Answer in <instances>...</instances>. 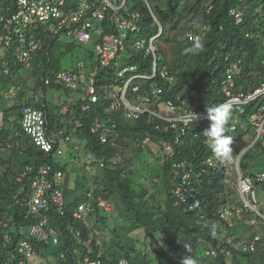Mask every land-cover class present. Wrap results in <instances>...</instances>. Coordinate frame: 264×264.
<instances>
[{
	"label": "trees",
	"instance_id": "16d2710c",
	"mask_svg": "<svg viewBox=\"0 0 264 264\" xmlns=\"http://www.w3.org/2000/svg\"><path fill=\"white\" fill-rule=\"evenodd\" d=\"M239 5L245 6L244 20L237 24L231 10ZM135 7L141 10L144 17L143 34L157 33L159 26H152L153 16L146 4L136 0ZM152 8L163 25L159 38L162 53L160 67H166L175 76L174 84L165 88L164 95L173 99L178 94L189 97L191 108L214 107L223 100L220 78L227 66L238 58H243L245 62L241 77L243 87H255L261 82L264 76V64L260 57L264 49V0H152ZM196 34L200 35L203 49L195 54L186 52L195 42L191 36ZM77 47L73 43L54 41L48 51L37 54L32 69H26L23 63L17 64L12 54L0 51V137L14 140L15 134L21 130L23 107L35 104L46 109L51 127L72 129L79 139L86 142L87 150L97 157L106 158L104 167L97 163L85 164L96 170L93 183L85 192L92 191L97 199L107 200L112 209L108 212L99 210L95 202L92 227L86 228L71 216V210L80 199L70 202L69 214L66 217L53 215V220L67 229L73 225L82 230V241L77 242L66 234L62 243L53 247V252L59 255L67 251L66 264H75L77 259L85 257L101 259L103 264H118L123 258L129 259L131 264H180L181 259L189 255L195 258L201 256L198 264H264V238L256 251L246 252L243 245L248 240L236 232L229 231L227 234L225 230L227 226L221 217V209L235 198L227 189L226 169H211L204 163L207 157L214 154L203 136H195L197 126L187 128L182 141L174 144L175 154L168 157L166 146L161 141L168 139L173 143L177 131L174 128L167 131L166 121L155 117L151 119L148 114L130 121L122 112L112 109L110 101L104 98L92 104L87 111L82 110L83 101L80 99L66 115L55 113L60 107L48 100L47 91L61 86L45 84L44 78L50 70L74 68L64 64V57ZM130 52V57L121 61L123 65L136 64L151 71L150 56L134 49ZM5 61L10 62L9 73L5 71ZM116 70V64L103 69L98 77L99 83L122 84ZM165 81L161 76L145 81L131 99L154 98V89L163 87ZM19 86L21 89L18 91ZM31 89L36 92L42 89L45 96L35 101L29 96ZM79 90L84 92L83 88ZM16 91L17 96L12 99ZM97 117L108 121L109 126L116 125V134L107 142L101 140V132L93 131ZM77 119L81 120L82 126L73 128ZM250 139L251 132L248 135L239 133L237 138H232V155L247 147ZM22 149V154L15 149L10 155H0V212L13 200L18 190L16 173L25 165H34L36 169L41 164L50 163L56 168L68 170L67 164L63 165L53 154L44 153L29 141ZM142 154L153 159L154 163L149 164H158L159 172L148 178L141 177L135 160ZM255 156L247 153L243 167L250 166ZM184 159L195 162L197 168L202 170L204 167L206 171L197 198L189 202V205L195 204L191 210L189 205L177 203L172 191L176 183L172 166ZM252 166L258 169L261 164L252 163ZM156 174L162 178V190L158 189L156 179H152ZM154 180L155 183L150 182ZM117 212L122 220L112 226L108 220L118 216ZM23 224L28 226V219ZM261 225L264 228V222ZM99 227L111 231L112 244L105 250H102L96 232ZM119 227L127 228L131 235H121ZM178 240L190 244L192 251L188 252ZM210 247L216 250V255L207 254ZM7 258L6 254L5 260Z\"/></svg>",
	"mask_w": 264,
	"mask_h": 264
},
{
	"label": "built area",
	"instance_id": "2783aa9c",
	"mask_svg": "<svg viewBox=\"0 0 264 264\" xmlns=\"http://www.w3.org/2000/svg\"><path fill=\"white\" fill-rule=\"evenodd\" d=\"M141 1L153 16L152 26H159L155 34H143L144 17L141 10L135 7L136 0H0V51L12 54L17 64L23 63L26 69H32L37 54L48 51L54 41L64 42L63 39H67V43L77 45L84 51L86 58L80 59L72 69L48 71L44 82L72 91H80L79 89L83 88V96L74 100L61 99L58 104L60 109L55 113L66 115L80 99L83 101L82 110L87 111L92 104L104 98L110 101L112 109L122 112L130 121L139 120L148 114L151 119L155 117L166 121L167 131L176 129L175 143L168 139L161 141L166 146L168 157H172L175 154L174 144L182 141L187 128L197 126L195 136L204 137L203 132L209 121L206 119V109L190 107L189 97L178 94L176 99H173L164 95L165 88H171L174 84L175 76L169 73L166 67H160L162 53L159 38L163 33V25L154 13L152 0ZM244 10V5L232 8L231 14L237 24L243 22ZM191 39L197 41L200 35H192ZM130 49L150 56V72L136 64L121 63L123 59L130 57ZM261 61L264 64V49ZM9 64V61L4 62L7 73L10 71ZM114 64L117 65L116 75L123 83L100 84L98 77L102 70ZM244 66L243 58H238L227 66L219 81L223 98L220 104L227 102L233 106L225 134L229 136L241 132L248 135L251 132V139L246 144L247 147L232 155L227 162H221L215 155L204 160L211 169H226L231 176V187L237 191L240 198L241 206L229 205L222 209L221 216L230 226L235 224L234 218L241 216L240 212L244 209L264 221V171H255L252 164L247 168L243 167L247 153L257 154L259 150H264V76L257 86L244 88L241 84ZM160 76L166 81L163 87L154 89V98L140 97L137 101L131 99L145 81ZM20 89L21 86L18 91ZM18 91L13 93V98L17 96ZM29 96L38 101L45 93L42 89L38 92L31 89ZM190 109L199 113L202 119L194 124H186L182 117ZM80 121L77 119L73 128L81 127ZM108 124V121L100 117L93 123V131L101 132L100 138L103 142H107L117 131L115 124ZM28 141L44 153L53 154L59 161L66 152L72 155V162L84 156L88 163H97L100 167L106 164V158L97 157L87 150L86 142L76 139L72 129L51 127L46 109L35 104L23 107L21 130L15 134V139H0V153L17 149L22 154V147H25ZM147 141L148 139L145 140ZM172 167L176 178L173 192L180 203L189 204L192 198H196L197 184L202 181L206 173L205 168L200 170L195 162L189 159L177 161ZM17 175L21 187L13 205L19 208L18 214L28 219L29 226L22 232L17 246L8 251L6 260V255L0 253V263L30 264L33 257L42 256L45 261L39 264H66L67 251L50 255L47 248L39 251L37 243L46 244L49 248L55 247L62 243L66 234L77 242L82 241V230L73 225H69L67 229L53 220V215L66 217L70 211V202L65 190L67 171L50 163L41 164L36 169L34 165L27 164ZM95 202L99 210L108 212L112 209L110 202L103 198L97 199L91 191L82 195L79 203L71 210V216L81 226L92 227ZM194 207V203L189 206L190 209ZM3 241H6V246L13 239L6 234ZM254 248L255 243L244 247L246 251ZM208 253L215 252L210 250ZM75 264H103V261L85 257L83 260L77 259ZM119 264L131 263L122 259Z\"/></svg>",
	"mask_w": 264,
	"mask_h": 264
},
{
	"label": "clouds",
	"instance_id": "9594fccd",
	"mask_svg": "<svg viewBox=\"0 0 264 264\" xmlns=\"http://www.w3.org/2000/svg\"><path fill=\"white\" fill-rule=\"evenodd\" d=\"M202 49H203V42L200 41V40H197V41L194 42V44L191 47L186 49V52H190V53L195 54V53H197L198 51H200ZM12 99H14V98L12 97ZM232 107L233 106L230 103L226 102V103L217 105L215 107H210V108L207 107V108H205L206 109V119L209 121V124H208V127L206 129H204L203 135L206 138V142L208 143V146L210 147L212 153L221 162H227V161H229L231 159L232 152H233V149L231 147L232 138H237L238 134L241 133V132H239L236 135L231 134L229 136L225 134L228 131L227 124H228V122L230 120V117H231ZM0 112H1V110H0ZM182 119H183V121L186 124H194V122L202 119V117H201V115L199 113H196V112H194L193 110L190 109L188 112H186L184 114ZM20 124H21V121H20ZM0 138L2 140H6V138H2V137H0ZM9 140H11V139H9ZM173 143H175V142H173ZM13 150H15V149H13ZM13 150L7 151V152L6 151L2 152V153H0V155H10V153ZM67 154H69V153H67ZM250 163L251 164L252 163L261 164V167L258 168V169H257V166H256V168L254 167L255 171H257V172L264 171V150L263 151L259 150L257 152L256 156L253 157V159H251ZM18 172L19 171H17L16 174H18ZM226 173L228 174V172H226ZM17 178H18V175H16V184L18 185V190L15 192L16 194L14 195L13 200L10 201V203L5 208H3V210L0 212V221H2L1 224H0V253H3L5 255L8 254V251L10 249H14L17 246V243L19 242V237L21 236V234H23L22 232H24L25 228L27 229L28 226H29V225L28 226H24L23 223H24L25 218L23 217V215L18 214L20 212L19 208L17 206L13 205L14 202L16 201V195L18 196V193H19V190H20V187H21V184H20V182L18 181ZM204 179H205V174L202 177V181L197 184L198 185V189H199L200 185L203 183ZM230 180H231V176L228 174V177H227V183H228L227 184V189L231 192V190H230V187H231ZM85 193L86 192H84L83 194H85ZM197 193H198V191H197ZM236 196H237L239 202H237V198H235V200H232L230 203H228L223 208H225V207H227L229 205L241 206V201H240V198H239V196L237 194V191H236ZM81 197H82V195H81ZM231 197H233V196L231 195ZM196 198H197V195H196ZM196 198H192L191 200L196 199ZM177 201H178L177 203L180 204L178 197H177ZM182 204H185V203H182ZM186 205H189V204H186ZM189 206H188V209L191 210L189 208ZM222 209H221V213H222ZM240 213H241V216H238V217L236 216L234 218L235 224L233 226H230L229 223L222 218L223 221L225 222L226 226H227V229H225V230L234 232L235 229L237 228L239 222H242V223L246 222V220H247L246 216H251L253 218H256V220L258 218V220L264 222L260 217L252 214V212L247 211L246 209L242 210ZM6 234L9 235L11 237V239H13L14 242L12 241L13 243L11 242L9 245L4 246V242H6V241H3V237ZM263 238H264L263 236H261L259 238H256V235H255V239H254V237H251V238L247 239L248 240L247 243H245L243 245V250L246 251L244 249V247L246 245H250L251 243H255L254 250H248L246 252L256 251L258 249V246L263 244L262 243ZM178 243L183 244V247L188 252L192 251V248H191L190 244L182 243L179 240H178ZM43 248L44 249L47 248L50 255H51V253L55 254L53 252V247L49 248L48 245H46V244L37 243V249L39 251H41ZM210 250L215 252L214 254L213 253L210 254L211 256L216 255V250H214L212 247H210L207 250V254H209L208 251H210ZM36 257L41 258L43 260L42 262L45 261V258H42V256L41 257L40 256H36ZM36 257H33V258H36ZM32 259L30 260V264H37V263H33ZM123 259H127V258H123ZM127 260H129V259H127ZM180 264H198V262H197V260H196V258L194 256L189 255V256L183 257L181 259Z\"/></svg>",
	"mask_w": 264,
	"mask_h": 264
},
{
	"label": "rangeland",
	"instance_id": "374dc122",
	"mask_svg": "<svg viewBox=\"0 0 264 264\" xmlns=\"http://www.w3.org/2000/svg\"><path fill=\"white\" fill-rule=\"evenodd\" d=\"M63 40L66 43L68 42L67 39H63ZM85 58L86 57L84 51L81 50V48L77 47L73 52L68 53L64 57V64L67 65L68 67L75 66V64L80 59H85ZM82 96H83V92L68 90L64 87L50 88L47 91L48 100L56 104H59L61 99L72 100V99L81 98ZM60 160L63 163L68 164L67 179L65 181V190L67 194V199L70 202H72L79 199L81 195L91 187L94 176L96 174V170H94L92 166L89 164L85 165L88 162L86 161L84 156L72 162V155L67 154L65 152L63 158H60ZM149 163H154L153 159L149 155L146 156L142 154L141 156H138L136 158L135 166H137L138 172L141 175V177L148 178L154 175L155 173L159 172V170H157L158 164H149ZM98 174L100 175L101 172L99 171ZM157 176L158 175L156 174V176H154L152 179H156V183L159 187L158 189L162 190V187L164 185L162 184V178ZM150 182L155 183V180ZM230 190L232 193L231 195L234 198H237L236 190L232 187H230ZM237 202H239L238 198H237ZM116 214H118V216L112 218L110 217L108 220L109 224L112 226L113 225L116 226L119 223V221L122 220V217L119 215V212H117ZM246 218L247 220L245 223L239 222L234 232L238 233L239 235H242V237L245 239H249L251 237H254L255 239V235L256 238H259L261 236L264 237V228L263 225H261L262 221L260 220L256 221V218H253L251 216H246ZM118 231L123 236L131 235V233L127 228L119 227ZM96 232L99 236V243L102 245V250H105V248H107L108 245L110 246L112 244L111 231L106 229L103 230V227H99V229ZM229 233L230 232L228 231L227 234ZM207 244L209 243H205V245ZM200 259L201 256H196L197 261H199ZM42 261L43 260L39 257L32 259V262L37 264L41 263Z\"/></svg>",
	"mask_w": 264,
	"mask_h": 264
},
{
	"label": "crops",
	"instance_id": "0c3cea01",
	"mask_svg": "<svg viewBox=\"0 0 264 264\" xmlns=\"http://www.w3.org/2000/svg\"><path fill=\"white\" fill-rule=\"evenodd\" d=\"M72 100H74V99H72ZM76 139H79L78 137H77V135H76ZM80 140V139H79Z\"/></svg>",
	"mask_w": 264,
	"mask_h": 264
}]
</instances>
